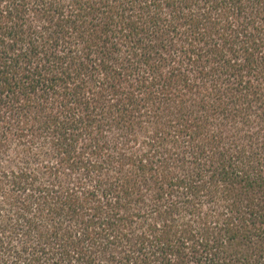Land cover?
<instances>
[{
  "label": "trees",
  "instance_id": "16d2710c",
  "mask_svg": "<svg viewBox=\"0 0 264 264\" xmlns=\"http://www.w3.org/2000/svg\"><path fill=\"white\" fill-rule=\"evenodd\" d=\"M0 264H264V0H0Z\"/></svg>",
  "mask_w": 264,
  "mask_h": 264
}]
</instances>
